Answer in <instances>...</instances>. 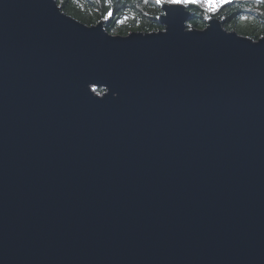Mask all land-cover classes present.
Instances as JSON below:
<instances>
[{"label":"water","instance_id":"1","mask_svg":"<svg viewBox=\"0 0 264 264\" xmlns=\"http://www.w3.org/2000/svg\"><path fill=\"white\" fill-rule=\"evenodd\" d=\"M189 6L0 0V264H264V36Z\"/></svg>","mask_w":264,"mask_h":264},{"label":"trees","instance_id":"2","mask_svg":"<svg viewBox=\"0 0 264 264\" xmlns=\"http://www.w3.org/2000/svg\"><path fill=\"white\" fill-rule=\"evenodd\" d=\"M61 8L78 20L92 25L105 22L112 34L126 35L132 31L151 32L165 28L160 22L163 4L155 0H58ZM192 17L189 28L203 29L208 18L216 15L230 31L255 40L264 36V0H233L213 14L204 7L191 3ZM103 94V88H94Z\"/></svg>","mask_w":264,"mask_h":264},{"label":"rangeland","instance_id":"3","mask_svg":"<svg viewBox=\"0 0 264 264\" xmlns=\"http://www.w3.org/2000/svg\"><path fill=\"white\" fill-rule=\"evenodd\" d=\"M231 1H233V0H207L206 3L200 2V3H196V4L204 7L209 12H212L213 14H215L218 12V10L221 7H224L227 3L231 2Z\"/></svg>","mask_w":264,"mask_h":264},{"label":"snow or ice","instance_id":"4","mask_svg":"<svg viewBox=\"0 0 264 264\" xmlns=\"http://www.w3.org/2000/svg\"><path fill=\"white\" fill-rule=\"evenodd\" d=\"M207 2V0H155L157 4L167 3L169 5H187L190 3ZM210 6V5H209Z\"/></svg>","mask_w":264,"mask_h":264}]
</instances>
